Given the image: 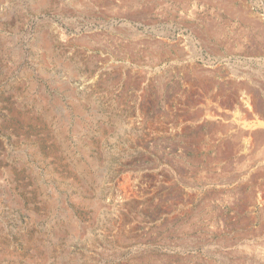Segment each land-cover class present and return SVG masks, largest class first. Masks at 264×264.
Segmentation results:
<instances>
[{
    "label": "rangeland",
    "instance_id": "374dc122",
    "mask_svg": "<svg viewBox=\"0 0 264 264\" xmlns=\"http://www.w3.org/2000/svg\"><path fill=\"white\" fill-rule=\"evenodd\" d=\"M263 99L264 0H0V264H264L185 176Z\"/></svg>",
    "mask_w": 264,
    "mask_h": 264
},
{
    "label": "crops",
    "instance_id": "0c3cea01",
    "mask_svg": "<svg viewBox=\"0 0 264 264\" xmlns=\"http://www.w3.org/2000/svg\"><path fill=\"white\" fill-rule=\"evenodd\" d=\"M220 134L222 137L214 146L205 142L207 150L198 162L187 165V186L192 189L198 185L203 190L200 196L207 201L217 200V225L220 230L223 224L228 226L230 232L229 237L223 238L221 231L217 244L261 245L264 187L254 183L264 181V126L252 127L248 132L222 130ZM250 225L255 229L249 232Z\"/></svg>",
    "mask_w": 264,
    "mask_h": 264
}]
</instances>
